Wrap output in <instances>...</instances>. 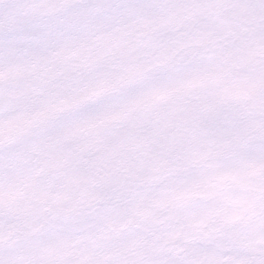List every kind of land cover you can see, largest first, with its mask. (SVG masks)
Returning <instances> with one entry per match:
<instances>
[{"label": "snow or ice", "instance_id": "6c2138e0", "mask_svg": "<svg viewBox=\"0 0 264 264\" xmlns=\"http://www.w3.org/2000/svg\"><path fill=\"white\" fill-rule=\"evenodd\" d=\"M0 264H264V0H0Z\"/></svg>", "mask_w": 264, "mask_h": 264}]
</instances>
